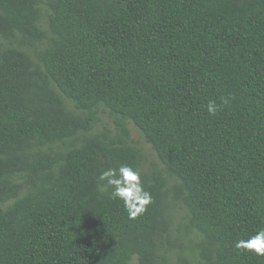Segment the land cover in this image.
<instances>
[{
	"label": "trees",
	"instance_id": "1",
	"mask_svg": "<svg viewBox=\"0 0 264 264\" xmlns=\"http://www.w3.org/2000/svg\"><path fill=\"white\" fill-rule=\"evenodd\" d=\"M261 228L264 0H0V264H264L234 247Z\"/></svg>",
	"mask_w": 264,
	"mask_h": 264
},
{
	"label": "clouds",
	"instance_id": "2",
	"mask_svg": "<svg viewBox=\"0 0 264 264\" xmlns=\"http://www.w3.org/2000/svg\"><path fill=\"white\" fill-rule=\"evenodd\" d=\"M222 103L227 104L228 101L224 100ZM219 107L215 101H209L207 111L209 114L215 115ZM98 180L102 182L101 191L111 189L108 192L110 199H118L123 202L129 219L134 220L141 216L152 203V195L145 189L141 173L130 165L122 164L117 167H109L101 172ZM234 247L264 256V228L259 229L247 239L236 240Z\"/></svg>",
	"mask_w": 264,
	"mask_h": 264
},
{
	"label": "rangeland",
	"instance_id": "3",
	"mask_svg": "<svg viewBox=\"0 0 264 264\" xmlns=\"http://www.w3.org/2000/svg\"><path fill=\"white\" fill-rule=\"evenodd\" d=\"M128 125L131 128L133 138L137 141L138 145L143 149L144 153L146 154V162L144 168L148 170L153 167H160L161 162L156 152L153 150L151 145L146 141L140 130L130 121L128 122ZM104 126H108L112 128L114 127V122H113V118L109 115L108 112L102 111L99 115V120L95 126V129L97 130ZM175 223H176V227H179V233L181 232L183 234H186L185 225L187 224V211L181 205H179V208L176 209ZM192 237H194L193 233H191L187 238L185 237L186 242L189 243ZM172 264H177V263L175 260H173Z\"/></svg>",
	"mask_w": 264,
	"mask_h": 264
}]
</instances>
